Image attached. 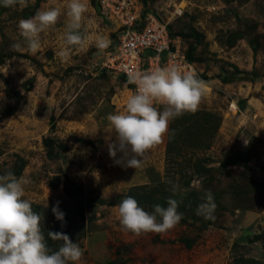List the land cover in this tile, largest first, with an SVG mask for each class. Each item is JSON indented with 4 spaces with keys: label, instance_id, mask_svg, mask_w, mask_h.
<instances>
[{
    "label": "rangeland",
    "instance_id": "1",
    "mask_svg": "<svg viewBox=\"0 0 264 264\" xmlns=\"http://www.w3.org/2000/svg\"><path fill=\"white\" fill-rule=\"evenodd\" d=\"M143 2L184 50L195 47L196 68L208 85L199 110L220 117L210 148L199 152L181 143L182 150L168 159L161 154L165 138L151 150L143 168L116 165L108 154L109 143L115 141L108 121L103 126L92 121L101 112L104 116L102 104L115 99L119 111L126 101L122 79L105 68L107 54L117 44L116 34L109 32L108 19L101 20L90 3L86 15L92 23L85 24V31L93 38L107 36L108 49L90 43L85 50L74 48L68 59L59 56L68 21L62 15L42 34L39 52L17 51L14 44L26 48L18 29L21 19L49 7L66 9L67 3L30 0L27 7H0V172L13 168L16 156L25 161L21 176L32 181L26 198L42 216L49 248L55 251L63 242L50 239L48 232L67 234L83 249L80 264H234L237 258L264 264V188L249 197L234 192L250 168L253 178L264 185V0ZM222 71L251 76L246 80L237 75L235 81L223 83ZM231 104L238 107L237 113L229 109ZM248 157L251 166L245 161ZM198 159L208 167L217 165L211 167L215 172L205 179L193 178L185 188L184 178H189ZM222 164L229 166L223 175L218 171ZM159 179L168 187L173 183L176 196L200 193L209 183L203 196L211 194L214 208L202 209L207 201L188 206L179 225L164 234L125 233L118 205L132 187ZM57 203L64 221L52 213ZM139 205L151 212L146 202ZM209 212L212 219L205 218ZM248 212L259 217L252 220L245 216ZM249 224L251 233L242 235Z\"/></svg>",
    "mask_w": 264,
    "mask_h": 264
},
{
    "label": "clouds",
    "instance_id": "2",
    "mask_svg": "<svg viewBox=\"0 0 264 264\" xmlns=\"http://www.w3.org/2000/svg\"><path fill=\"white\" fill-rule=\"evenodd\" d=\"M29 2L0 0V7H27ZM89 6L90 0H67L66 9L49 7L21 19L18 29L26 48L21 43L13 47L36 54L42 48V34L52 30L60 17L66 15L68 21L59 56L68 59L74 48L85 50L90 43L99 50L108 49L111 40L107 36L93 38L85 31V24L92 23L86 15ZM129 80L136 87L127 98L126 107L107 117L110 132L115 134V141L108 145V154L116 165L136 171L145 166L152 149L174 135L169 127L173 121L199 110L208 85L194 69L175 66L138 70L130 73ZM31 182L28 177L16 176L12 170L0 172V264H80L83 249L67 234L48 232L50 239L63 242L55 251L49 248L41 227L42 216L26 198V187ZM175 190L173 185L172 191ZM212 200L208 194V203L201 208H214ZM178 207L177 200L169 198L167 207L157 204L149 212L134 197L127 196L118 205L119 225L125 233L136 236L164 234L183 219ZM52 213L58 221H64L65 213L59 203L52 207ZM204 215L206 219L213 218L210 212Z\"/></svg>",
    "mask_w": 264,
    "mask_h": 264
},
{
    "label": "built area",
    "instance_id": "3",
    "mask_svg": "<svg viewBox=\"0 0 264 264\" xmlns=\"http://www.w3.org/2000/svg\"><path fill=\"white\" fill-rule=\"evenodd\" d=\"M100 7V14L118 25L117 45L107 57L105 68L116 78L126 79L125 86L130 95L135 91V84L129 75L135 71L154 70L162 66L192 68L201 79V73L194 63L187 60L185 50L178 38H171L168 26L156 15L141 11L139 0H90ZM179 14V11L177 12ZM166 52L164 57L161 54ZM126 101L119 107L124 110ZM229 109L238 112L235 104ZM229 110V111H231Z\"/></svg>",
    "mask_w": 264,
    "mask_h": 264
},
{
    "label": "trees",
    "instance_id": "4",
    "mask_svg": "<svg viewBox=\"0 0 264 264\" xmlns=\"http://www.w3.org/2000/svg\"><path fill=\"white\" fill-rule=\"evenodd\" d=\"M169 31V29H168ZM170 37L175 38L174 35L169 31ZM177 37V36H176ZM195 53V47L191 46L189 47L185 54L187 57V60L191 63H194L199 61V59H196L194 57ZM223 74V83H231L236 80L237 75H242L246 80H249V74L247 73H241L240 71H235L233 73H227L225 71H222ZM123 83H127L126 79L121 78ZM219 121L220 117L216 115L215 113H212L210 111H202L198 110L195 113H189L185 114L182 117L176 119L170 124V130L174 132V135H171L168 137L167 141V148H166V154L169 159L170 156L168 155H177L182 150V147L180 146L182 143V146L186 145L189 147V145L192 148H195V151H205L210 148V142L212 138L214 137L218 127H219ZM206 139V140H205ZM190 144H188V142ZM47 142H45L46 144ZM194 152V151H193ZM171 155V156H172ZM17 162L13 165V168L10 170L14 171L16 176H21L22 171L25 167V161L16 156ZM172 159V158H171ZM246 162L249 161V157ZM173 162V161H172ZM190 162V161H189ZM194 162V161H193ZM180 164V163H178ZM246 164V163H245ZM229 167V166H228ZM226 165L222 164L219 166L218 171L223 175L222 172L226 168ZM191 175L184 179H186V182H184V187L189 188L190 182L193 178L196 177V179H205L207 176H209L211 173L215 172V170L211 167L206 166V162L198 159L196 160L193 166L191 167ZM247 175L240 176L239 186H236L234 192H240L239 195L242 197H249L252 195L259 194L262 192V188H264V185L262 183H258L253 176L251 175V170L247 169ZM180 173H183L182 171ZM228 174H230L228 172ZM152 187H151V186ZM150 185H144V186H135L132 187L128 195L134 197L138 203L146 202L151 208V211L154 210V206L159 204L161 206L167 207V200L169 198L175 199L178 202V211L181 213L185 208L188 206L190 207H196L199 206L202 202H206L207 199L205 196H203V192L206 191L209 185H203V191L200 193H195L194 191H190L189 193H186V195L182 196H176L177 192L172 191L171 186H173V183H171L170 187H168L169 183H166L165 181H161L159 179L157 182L150 184ZM260 188V190L258 189ZM248 191H245V190ZM65 190L69 192V187L66 185ZM244 190V191H243ZM208 203V201L206 202ZM193 243H186L187 247H191ZM243 262H246L245 264H260L258 261L249 259L245 260L243 258H237L234 260V264H242Z\"/></svg>",
    "mask_w": 264,
    "mask_h": 264
},
{
    "label": "crops",
    "instance_id": "5",
    "mask_svg": "<svg viewBox=\"0 0 264 264\" xmlns=\"http://www.w3.org/2000/svg\"><path fill=\"white\" fill-rule=\"evenodd\" d=\"M139 2H140V5H141V11H142V13L143 14H145L146 12H150L148 9H146L145 7H144V5H146L144 2H143V0H139ZM91 3V5H92V7H93V12L99 17H101L100 19L101 20H103V18H105V17H103L100 13H98L97 11H96V7H95V3L93 2H90ZM150 13H153V12H150ZM106 19V18H105ZM161 20V19H160ZM109 23V24H108ZM107 24L109 25L108 27L110 28V30H109V32H111V33H114V34H116V40H117V37H118V32H117V28H118V25H117V23L115 22V21H113V20H111V19H109V20H107ZM116 43H115V46H114V48L107 54V57H108V55L110 54V53H112L114 50H115V47H116ZM186 50V49H185ZM103 72H105V71H103ZM122 86H123V88H122V90L124 91V92H122L123 93V95H125L124 96V99L122 100V101H124V100H127V98L130 96V91L128 90V88H126V86H125V83H123L122 84ZM126 97V98H125ZM115 99H111V102H110V104H107V103H104V104H102L101 105V109L104 111V116L102 117V112L100 113V115H99V117L97 116V118H94L92 121H95L96 122V124H97V126L98 125H106L107 123V117H108V115L109 114H112V110H113V108H112V106H115L116 104H114L113 103V101H114ZM114 110H116V112H118V108H116V106L114 107ZM86 119H87V121L88 120H90V117H88V118H85L84 119V122L86 121ZM109 123V122H108ZM255 124H256V122L254 121V120H252V123H251V126H255ZM169 127H170V125H169ZM168 137H166V140H165V144H166V148H167V141H168V139H167ZM164 147H165V145H164ZM199 151V150H198ZM195 152V151H194ZM199 152H201V151H199ZM162 156H164L165 154H166V149L165 148H163L162 149ZM248 166H251L250 165V163H249V161H248ZM247 164H244L245 166H247ZM217 166V165H216ZM216 166L214 167V164L213 165H211V167H214V168H216ZM208 167V166H207ZM163 169V168H162ZM250 170L252 171V169L250 168ZM235 213L236 214H238L239 213V211H235ZM255 212H248L245 216L247 217H250L252 220L253 219H256V218H258L259 216H255ZM250 225H252V224H249V226L247 227V228H244L241 232H243L242 233V235H244V234H250L251 232H249V227H250ZM241 232H240V234H241ZM238 238H240V237H238ZM106 264H113V262L112 261H107V263Z\"/></svg>",
    "mask_w": 264,
    "mask_h": 264
},
{
    "label": "water",
    "instance_id": "6",
    "mask_svg": "<svg viewBox=\"0 0 264 264\" xmlns=\"http://www.w3.org/2000/svg\"><path fill=\"white\" fill-rule=\"evenodd\" d=\"M95 7H96V11L99 13L100 12V7L98 6V4L97 3H95ZM166 55V52H163L162 54H161V57H164ZM67 186L69 187V188H71L70 187V185L67 183Z\"/></svg>",
    "mask_w": 264,
    "mask_h": 264
}]
</instances>
